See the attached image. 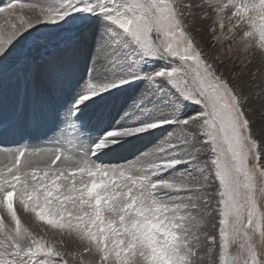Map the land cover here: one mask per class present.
Listing matches in <instances>:
<instances>
[{"label":"snow or ice","instance_id":"snow-or-ice-1","mask_svg":"<svg viewBox=\"0 0 264 264\" xmlns=\"http://www.w3.org/2000/svg\"><path fill=\"white\" fill-rule=\"evenodd\" d=\"M8 143L0 264H264V0H4Z\"/></svg>","mask_w":264,"mask_h":264},{"label":"rangeland","instance_id":"rangeland-1","mask_svg":"<svg viewBox=\"0 0 264 264\" xmlns=\"http://www.w3.org/2000/svg\"><path fill=\"white\" fill-rule=\"evenodd\" d=\"M4 0H0V3H3ZM24 2H28V0H24ZM87 35L91 36V29L87 30ZM91 59V49H86L80 59L79 63L83 64L82 66L79 64L77 68V73H80L81 77L87 75V65ZM82 72V74H81ZM143 85H135L132 88L127 89L124 92L119 93L116 96L109 98L106 101H102L101 103L106 107V114L109 119L116 120L119 119L120 110L127 104H129L132 100V97L136 94L137 88H142ZM94 110H89V113H92ZM154 143V141H153ZM146 145L143 143H135L134 145H130L125 148H120L118 145H113L114 154L108 158H106V162H118V160L123 159L125 157L131 158L132 150L134 149H142ZM147 146H151L150 144ZM3 147H13L12 144H0V149Z\"/></svg>","mask_w":264,"mask_h":264},{"label":"bare ground","instance_id":"bare-ground-1","mask_svg":"<svg viewBox=\"0 0 264 264\" xmlns=\"http://www.w3.org/2000/svg\"><path fill=\"white\" fill-rule=\"evenodd\" d=\"M79 64L82 66L83 64H81V63H78V67H79ZM81 74H82V72H81ZM84 77H86V76H84ZM81 78V76H80V73H77V79H80ZM81 83H82V80H81ZM90 110H92V109H90Z\"/></svg>","mask_w":264,"mask_h":264}]
</instances>
